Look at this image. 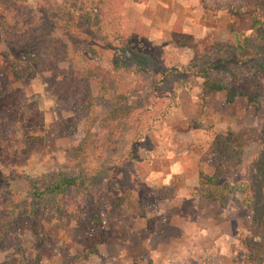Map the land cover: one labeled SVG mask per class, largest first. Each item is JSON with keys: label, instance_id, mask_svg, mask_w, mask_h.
I'll return each mask as SVG.
<instances>
[{"label": "rangeland", "instance_id": "374dc122", "mask_svg": "<svg viewBox=\"0 0 264 264\" xmlns=\"http://www.w3.org/2000/svg\"><path fill=\"white\" fill-rule=\"evenodd\" d=\"M254 8L0 0V264H264Z\"/></svg>", "mask_w": 264, "mask_h": 264}, {"label": "trees", "instance_id": "16d2710c", "mask_svg": "<svg viewBox=\"0 0 264 264\" xmlns=\"http://www.w3.org/2000/svg\"><path fill=\"white\" fill-rule=\"evenodd\" d=\"M48 1V0H47ZM51 1V0H49ZM14 2H19L20 4H26L28 2V0H14ZM231 9L233 10V14L236 15L239 13V8L238 6H232ZM210 13V12H209ZM205 17H208L207 19H209L210 21H212V14H204ZM249 16L252 20V25H253V28L254 30L256 31L257 33V40H264V26L258 16V13H257V10L254 8L252 10L249 11ZM13 73L16 77H21L22 73L17 70L16 68L13 69ZM31 141H34V140H31ZM203 165H204V162L201 161L198 165V168H199V176H200V180L201 182L204 181L205 179H207L208 182H211V183H214L215 180H217L219 174H220V171H218V166L217 167V173L211 177V178H207L205 176V174L203 173ZM53 183V182H52ZM67 186V185H70V182L69 181H58L57 183H54L53 184V191L52 192H61L63 191L62 189V186ZM72 185V184H71ZM43 193V192H42ZM92 222L94 223H99L100 222V218L98 216H93V220ZM88 243H89V251L93 254H96V248H95V242H94V237H90L88 239ZM0 245H1V242H0ZM12 262H7L6 264H11Z\"/></svg>", "mask_w": 264, "mask_h": 264}]
</instances>
